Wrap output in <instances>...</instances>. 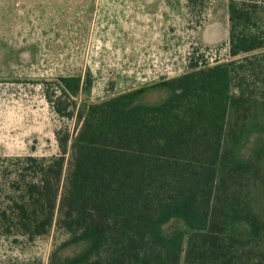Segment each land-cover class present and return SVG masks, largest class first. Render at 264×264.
I'll return each mask as SVG.
<instances>
[{"label":"trees","instance_id":"obj_1","mask_svg":"<svg viewBox=\"0 0 264 264\" xmlns=\"http://www.w3.org/2000/svg\"><path fill=\"white\" fill-rule=\"evenodd\" d=\"M228 9L230 61L194 63L177 78L83 106L64 192L69 137L57 135L62 156L25 158L38 181L14 202L8 233L33 240L56 226L68 235L62 248L86 244L51 264H264V0H229ZM58 85L70 100L82 79ZM156 88L166 99L142 102ZM58 99L55 111L74 118L76 103ZM173 220L187 239L166 233Z\"/></svg>","mask_w":264,"mask_h":264},{"label":"rangeland","instance_id":"obj_2","mask_svg":"<svg viewBox=\"0 0 264 264\" xmlns=\"http://www.w3.org/2000/svg\"><path fill=\"white\" fill-rule=\"evenodd\" d=\"M228 3L0 0V264H51L53 254L70 257L86 247L62 248L68 235L56 226L33 240L6 231L16 221L10 217L14 202H23L26 185L38 181L25 158L62 156L57 135L69 137L60 185L64 192L83 106L177 78L194 63L203 67L230 61ZM64 77L82 79L79 94L70 100L58 85ZM167 96L164 88L151 89L142 102L158 104ZM58 98L63 107L76 103L69 105L74 118L55 111ZM259 142L254 137L246 153ZM164 229L189 236L179 220Z\"/></svg>","mask_w":264,"mask_h":264}]
</instances>
